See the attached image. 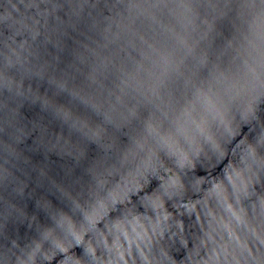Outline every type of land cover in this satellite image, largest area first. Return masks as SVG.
Returning a JSON list of instances; mask_svg holds the SVG:
<instances>
[{
    "label": "clouds",
    "instance_id": "clouds-1",
    "mask_svg": "<svg viewBox=\"0 0 264 264\" xmlns=\"http://www.w3.org/2000/svg\"><path fill=\"white\" fill-rule=\"evenodd\" d=\"M0 264H264V0H0Z\"/></svg>",
    "mask_w": 264,
    "mask_h": 264
}]
</instances>
